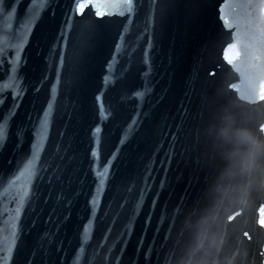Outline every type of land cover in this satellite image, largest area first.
<instances>
[{"label":"water","instance_id":"95a60500","mask_svg":"<svg viewBox=\"0 0 264 264\" xmlns=\"http://www.w3.org/2000/svg\"><path fill=\"white\" fill-rule=\"evenodd\" d=\"M262 2L135 0L130 23L127 13L101 17L89 6L72 18L66 46L53 52L72 0H50L20 52L23 95L0 147L5 187L32 152L62 48L64 61L38 175L18 217L13 194L0 190V264H73L85 225L91 238L82 264H264V102L241 99L231 87L240 77L223 49L236 28L218 18L219 7L233 5L226 13L240 18L244 33V6L256 5L258 15ZM29 4L0 0L3 14L14 10L15 17L0 30V82L10 74L8 45L22 35ZM122 32L118 78L105 87ZM3 95L0 119L13 106L11 89ZM94 150L99 165L110 164L95 211Z\"/></svg>","mask_w":264,"mask_h":264},{"label":"snow or ice","instance_id":"6c2138e0","mask_svg":"<svg viewBox=\"0 0 264 264\" xmlns=\"http://www.w3.org/2000/svg\"><path fill=\"white\" fill-rule=\"evenodd\" d=\"M157 0H150V3L155 6ZM50 0H30L29 7L27 8V16L25 20L18 25L21 29L22 35L13 36V42L8 45L13 49V55L9 62V76L4 82H0V104L6 98L3 93L11 89L13 94V106L8 110L6 115L0 119V147L4 145L7 140L10 121L15 115V109L19 106L20 99L23 95V89L20 87L21 78L18 76V69L20 66V52L26 42L27 36L30 34L35 21L38 19L40 11L47 7ZM135 0H123V3L110 2V3H96L95 0H72V7L69 9L65 16V22L61 26L59 31L56 45L53 46V52L57 45L66 46L68 32L71 29L72 18L77 14H83L85 8L89 6L95 9L97 16L104 15H129V23L132 19V14L134 12ZM247 9H250L246 13L247 23L245 25V32L241 33L239 24L240 18L234 16L230 19L229 15L226 13V9H232L234 11L233 5L224 4L219 7V19L223 21L224 26L229 30L236 28L234 33V41L230 42L225 49H223V59L229 64L233 65L234 70L239 73V80L231 85V87L239 94L241 99H246L250 102L262 101L264 102V2H262L259 8V14L256 15L253 9L257 6L253 4H248ZM122 9V10H121ZM14 10H9L7 16L3 14L2 9H0V21L7 20V25L0 23V30L5 26L11 28V21L14 20ZM152 17H149V22H151ZM125 36L122 32L118 42L115 46V51L112 60L109 61L108 66H106L104 85L105 87L109 85H114L117 80V74L115 72V63H118V56L120 55V50L123 47ZM4 53V41L0 38V57ZM51 55V53H50ZM147 63V53H145ZM243 57V61H241ZM64 53L63 48L57 62L56 68V82L50 89V100L45 109L43 116L39 119L38 124L34 128V142L32 145V152L30 156L26 159L24 164L18 167L17 172L14 173L7 181V187H5L4 182L0 181V190L5 194L11 192L13 194L12 203L14 205L15 214L18 217L20 211L27 203L31 195V186L33 181L38 175V165L40 153L43 151V145L46 143L47 132L50 127L51 111L54 109V100L51 99V94H54L57 90V86L60 80V70L63 66ZM237 62L243 64V68L239 66ZM3 60L0 59V64ZM148 85H145L144 89L138 90L134 95L138 99H143V97L148 92ZM101 95H98L97 100L99 102V111L102 114L103 119H107L112 113L110 110H105ZM136 125V119L134 118L128 125L125 136L122 137V142L130 136L134 126ZM100 132V127L97 126L94 129V135ZM94 158L93 172L96 180L95 190L90 200V206H93V211L99 206L98 196L103 194L106 181L108 179V170L110 164L105 163L103 166L98 163V152L93 151L91 153ZM146 191V190H145ZM143 195V191L141 192ZM155 203V201H154ZM259 225L264 227V208L259 209ZM150 219V218H149ZM90 222L91 218H90ZM91 238V233L88 225H85L84 229L81 231V245L77 250V254L73 258V264H82L83 253L86 250L88 241ZM251 239V237H249ZM259 255L264 256V252L259 253Z\"/></svg>","mask_w":264,"mask_h":264},{"label":"clouds","instance_id":"9594fccd","mask_svg":"<svg viewBox=\"0 0 264 264\" xmlns=\"http://www.w3.org/2000/svg\"><path fill=\"white\" fill-rule=\"evenodd\" d=\"M253 144L255 145V141H253ZM255 146L259 147L258 145H255Z\"/></svg>","mask_w":264,"mask_h":264}]
</instances>
